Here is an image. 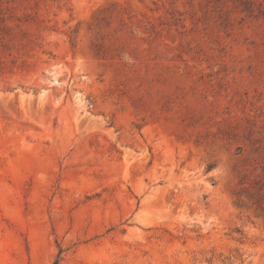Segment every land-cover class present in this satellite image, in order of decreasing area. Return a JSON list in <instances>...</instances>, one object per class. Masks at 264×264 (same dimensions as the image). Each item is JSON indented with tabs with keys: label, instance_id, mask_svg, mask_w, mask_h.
I'll list each match as a JSON object with an SVG mask.
<instances>
[{
	"label": "rangeland",
	"instance_id": "1",
	"mask_svg": "<svg viewBox=\"0 0 264 264\" xmlns=\"http://www.w3.org/2000/svg\"><path fill=\"white\" fill-rule=\"evenodd\" d=\"M0 264H264V0H0Z\"/></svg>",
	"mask_w": 264,
	"mask_h": 264
}]
</instances>
